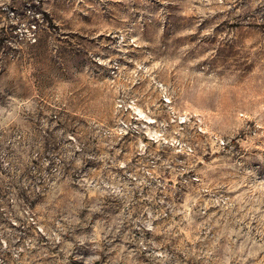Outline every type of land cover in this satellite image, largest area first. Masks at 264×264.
<instances>
[{
  "label": "rangeland",
  "instance_id": "374dc122",
  "mask_svg": "<svg viewBox=\"0 0 264 264\" xmlns=\"http://www.w3.org/2000/svg\"><path fill=\"white\" fill-rule=\"evenodd\" d=\"M0 264H264V0H0Z\"/></svg>",
  "mask_w": 264,
  "mask_h": 264
}]
</instances>
